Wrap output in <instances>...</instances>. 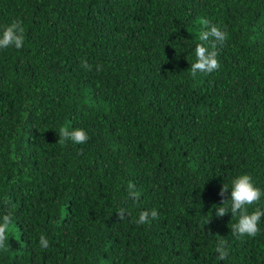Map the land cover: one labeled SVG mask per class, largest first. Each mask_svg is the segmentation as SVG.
<instances>
[{
	"label": "trees",
	"instance_id": "trees-1",
	"mask_svg": "<svg viewBox=\"0 0 264 264\" xmlns=\"http://www.w3.org/2000/svg\"><path fill=\"white\" fill-rule=\"evenodd\" d=\"M16 19L23 47L0 50V264H264V218L238 239V216L213 208L238 175L264 190V0H0V27ZM205 20L228 38L220 69L193 78ZM61 127L89 140L60 144Z\"/></svg>",
	"mask_w": 264,
	"mask_h": 264
},
{
	"label": "clouds",
	"instance_id": "clouds-1",
	"mask_svg": "<svg viewBox=\"0 0 264 264\" xmlns=\"http://www.w3.org/2000/svg\"><path fill=\"white\" fill-rule=\"evenodd\" d=\"M205 30L199 35L201 43L195 47L196 62L191 65V75L193 78L197 73H212L220 69V61L218 60V46L228 38V33L221 29L219 25L211 24L208 21H202ZM25 43V28L21 20H13L10 24L0 27V50L8 48L21 49ZM82 67L91 71V65L82 62ZM102 65L97 66V71L102 70ZM89 140L87 132L83 128L69 130L67 127L59 129L58 143L64 144L71 141L74 144H84ZM229 191L227 185H223L219 193L225 196ZM231 198L223 199L220 206L213 205L215 215L223 217L231 212L232 217L238 216V222L232 225V235L239 238L245 236L255 237L259 231L261 219L264 218V208L256 207L249 213V206L256 205L264 197V190L257 187L253 182L251 175L245 173L238 175L231 181ZM139 192L135 190V185L131 182L128 184V196L133 201L139 200ZM230 205V207H229ZM119 221L125 219V214L130 215L128 210L121 207L117 212ZM159 213L156 209L150 211H141L139 213L137 224H148L151 220L158 219ZM209 223V222H208ZM13 225L11 212L0 215V250L7 251L9 245V233ZM39 245L42 249H48L50 241L41 234L39 237ZM215 252L218 259L223 261L229 256L228 241L220 237L216 242Z\"/></svg>",
	"mask_w": 264,
	"mask_h": 264
}]
</instances>
